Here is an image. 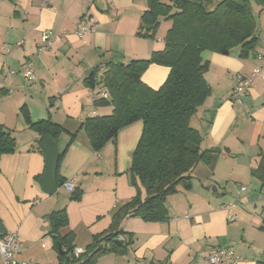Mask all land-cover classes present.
Segmentation results:
<instances>
[{"label":"crops","instance_id":"crops-1","mask_svg":"<svg viewBox=\"0 0 264 264\" xmlns=\"http://www.w3.org/2000/svg\"><path fill=\"white\" fill-rule=\"evenodd\" d=\"M44 1L0 0V125L13 134L18 149L0 159V222L7 233L18 235L22 252L16 259L33 264L58 263L48 220L52 212L67 210L69 226L62 232H72L74 246L86 249L95 235L109 230L114 214L136 196L129 169L142 121L122 129L100 152L93 150L80 128L89 117L112 113L111 106H95L93 90L84 79L106 60L122 57L129 44L147 38L136 35L146 0ZM251 4L259 36L254 53L241 57L236 48L230 55L203 54L209 62L205 78L211 95L192 124L202 133L203 150H219L213 164L199 163L191 188H180L167 197L169 220L125 221L123 230L134 235L128 254H107L96 264H210L208 255L218 248L232 249L238 264L263 260L264 177L255 178L252 171L264 156V10ZM87 16L97 28L82 40L75 33ZM46 30L64 37L42 50ZM144 43L147 56L165 46L159 40ZM28 61L35 66L36 79L31 82L22 75ZM257 69L261 74L247 96L235 102L232 93L237 76L249 77ZM168 75V68L151 65L142 80L158 89ZM23 108L32 121L51 119L68 133L78 132L59 169L73 191L65 186L54 196L42 191L39 180L45 172V156L31 150L39 135L27 125ZM69 141L67 134L60 137V152ZM74 191H82L79 201L71 200ZM231 204H236L232 222L225 208ZM176 217L179 220H173Z\"/></svg>","mask_w":264,"mask_h":264},{"label":"trees","instance_id":"trees-1","mask_svg":"<svg viewBox=\"0 0 264 264\" xmlns=\"http://www.w3.org/2000/svg\"><path fill=\"white\" fill-rule=\"evenodd\" d=\"M146 1L147 9L141 16L136 35L154 39L160 19L169 20L172 25L164 39V49L153 52L149 60L123 63L119 57H113L96 66L84 83L97 94L101 90L107 92L108 99H96L94 104L97 108L111 106L112 113L89 117L80 128L93 150L100 152L122 129L142 121V135L129 169L136 196L114 214L109 230L95 235L78 257L74 254L75 235L62 232L69 226L67 210L52 212L48 220L58 264H96L107 254L124 256L134 243L133 233L122 228L125 221L132 218L148 223L169 220L167 197L180 188H191L198 164L212 165L219 153L218 149H202V133L192 124L211 95L205 78L209 62L203 54L209 51L230 55L240 48V56L248 57L258 45L257 18L250 0ZM255 3L264 10V0H255ZM153 64L170 70L165 83L157 90L142 80ZM101 69L103 73L99 77ZM22 113L29 128L39 135L31 150L43 156L46 139L58 143L62 135L70 136L60 152L57 178L59 187H63L66 182L59 169L78 132L68 133L51 119L32 121L24 108ZM16 152L15 137L0 125V159ZM252 175L263 180L264 156ZM81 197L82 191L71 194L72 201H79ZM257 264H264V258Z\"/></svg>","mask_w":264,"mask_h":264},{"label":"built area","instance_id":"built-area-1","mask_svg":"<svg viewBox=\"0 0 264 264\" xmlns=\"http://www.w3.org/2000/svg\"><path fill=\"white\" fill-rule=\"evenodd\" d=\"M45 3H50V0H45ZM97 28V23L92 17H85L77 26L76 36L79 39L84 40L86 36L91 35L95 29ZM64 36L53 35L50 30H46L42 34V43L45 44L44 49H50L54 46L56 41H60ZM7 52L9 50L7 49ZM11 75L15 74V71H9ZM261 74V70L257 69L252 72L249 77H244L242 75H238L236 78V85L232 93V99L235 102L241 103L245 96H247L250 86L254 79L259 77ZM0 75H3V71H0ZM22 75L27 82L34 81L36 79L35 76V66L33 62L28 61L22 67ZM1 91V85H0ZM93 100L102 98L108 99V94L105 91H100L97 94L96 91L93 90L91 93ZM67 190L73 191V185L70 183H65L64 185ZM245 190V187L241 188V191ZM264 200V192L261 194ZM236 207V204H231L226 206V210L229 212L228 220L235 221L234 215L231 211ZM189 218V216H186ZM173 220L177 221L179 218H173ZM22 252V248L19 245L18 235L16 233H7L6 235L0 234V256L2 258L3 264H33L28 261H19L16 259V255ZM85 251L84 249L76 248L75 249V256L78 257L83 254ZM210 264H222L228 262L229 264H238V257L236 256L235 252L230 248H218L212 251L207 258Z\"/></svg>","mask_w":264,"mask_h":264},{"label":"water","instance_id":"water-1","mask_svg":"<svg viewBox=\"0 0 264 264\" xmlns=\"http://www.w3.org/2000/svg\"><path fill=\"white\" fill-rule=\"evenodd\" d=\"M148 29V27H146ZM45 152V172L39 180V185L42 191L48 195L54 196L59 187L58 184V168L60 162V148L57 142L51 139L45 140L44 145ZM0 234L6 235L7 230L5 229L2 222H0Z\"/></svg>","mask_w":264,"mask_h":264},{"label":"rangeland","instance_id":"rangeland-1","mask_svg":"<svg viewBox=\"0 0 264 264\" xmlns=\"http://www.w3.org/2000/svg\"><path fill=\"white\" fill-rule=\"evenodd\" d=\"M250 1L252 3L255 2V0H250ZM171 25H172L171 21L166 20L164 18H161L160 19V25H159V28H158L157 33L155 35V38L153 39V38H149V37H147V38H144V37L141 38L140 37L142 39L141 41H143V42H141V43H139L137 45L136 44H132V43L129 44L127 46V48L125 49V53H121L122 54V57L119 56L120 60L123 63H128V62L133 61V60H149V58L151 57L152 54L149 55V56H147L148 54L145 53V51H144V45L146 43H144V41H147L148 40V41H151L152 43H154V40H159L160 41V44L159 45L165 44L164 43V39H165V37L167 35L168 30L171 28ZM130 45H131V48H130ZM153 65H156V64H153ZM165 68H167V67H165ZM169 72H170V70H169ZM102 73H103V70L101 69L98 72V76L100 77ZM99 88H100V86H99ZM99 111H101V110H99ZM102 114L103 113H101L100 116H103ZM65 193H68V192L65 190ZM54 264H58V263H56V261H55Z\"/></svg>","mask_w":264,"mask_h":264}]
</instances>
